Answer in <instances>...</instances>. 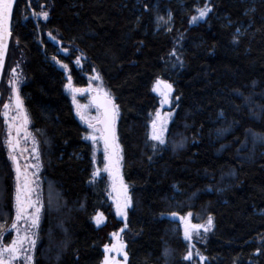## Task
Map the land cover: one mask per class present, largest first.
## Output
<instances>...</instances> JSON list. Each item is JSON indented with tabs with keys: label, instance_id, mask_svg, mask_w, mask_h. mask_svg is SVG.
I'll return each mask as SVG.
<instances>
[{
	"label": "trees",
	"instance_id": "obj_1",
	"mask_svg": "<svg viewBox=\"0 0 264 264\" xmlns=\"http://www.w3.org/2000/svg\"><path fill=\"white\" fill-rule=\"evenodd\" d=\"M205 5L212 11L191 22ZM42 11L47 20L32 15ZM61 65L76 84L96 73L119 108L131 197L123 223L106 180L93 179ZM12 66L41 164L35 264H100L119 229L126 264H264V0H16L0 97ZM157 79L173 88L163 145L149 139L167 109L152 91ZM3 144L0 234L13 218ZM172 213L194 224L213 217L191 260Z\"/></svg>",
	"mask_w": 264,
	"mask_h": 264
},
{
	"label": "snow or ice",
	"instance_id": "obj_2",
	"mask_svg": "<svg viewBox=\"0 0 264 264\" xmlns=\"http://www.w3.org/2000/svg\"><path fill=\"white\" fill-rule=\"evenodd\" d=\"M13 10V0H0V65L3 63V54L7 49V37L11 35V31L9 29V22L12 16ZM212 9L207 5L202 9H198V16H193L191 22H195L197 20L204 19L208 13H210ZM32 15H39L41 18L47 20L49 17V13L47 11H42L40 13H33ZM26 18V17H25ZM158 19L163 20V17H159ZM169 19L171 16L169 14ZM170 30V29H169ZM237 33L240 32L238 28ZM53 39H55L53 37ZM234 36V42H235ZM170 55L175 56L176 52L170 53ZM55 60L56 58L53 57ZM77 63H79V57L77 58ZM56 63H60L59 60H56ZM66 71L68 69L67 65H61ZM15 72V70H13ZM95 79H99V76L94 77ZM66 89H69L73 93L75 92H83L84 89H73L71 87V77H69V83L65 85ZM152 91L158 92L162 96V104L169 103V96L172 91V85L168 84L166 81L157 79L155 85L153 86ZM13 93L15 97V107L19 111H23V102L19 96L18 89L13 87ZM178 99V98H177ZM73 103L75 104V96L73 95ZM103 107L102 116H98L95 119V124L87 121L85 116L81 111V106L77 105V115L80 116L82 121L88 123V127L92 130V133L85 136L84 139L92 140L93 143H97L98 141H103L104 144V159L106 161L104 171L108 172L109 176L113 181V189L122 193L123 202L121 200H117L116 203V213L118 216L127 217L126 209L131 205V197L128 195V186L124 184L123 178L120 176V166H121V149L119 143H117L116 132H115V121L119 115L118 106L113 103V101L108 98V94L105 93V99L102 105H98V107ZM5 110L9 108V104L4 105ZM5 116H7V111L5 112ZM172 113L168 112L166 114H161L159 110H157L155 117L151 122V132L149 133V139L159 144L163 145L166 143L165 141V131L167 130L168 120L171 118ZM24 124H27V116H24ZM11 125L9 128L11 129ZM17 133L21 131L20 128L16 129ZM97 133L99 135H97ZM255 135V134H253ZM264 139V138H261ZM9 145L10 155L9 159L13 161L14 171H15V208H16V221L23 220L25 222V227L21 230L18 227V224L14 222L12 224V228L17 232V237L12 240L11 244L8 246H0V264H17L21 259L24 264H35L34 251L36 249L37 238L35 229H39L40 221H41V201L39 193L37 189L33 186L35 184V180L32 179V175L28 172L29 165H25L23 171L18 164V158L13 154L15 152V148L18 144L13 143L11 138V133L9 132V139L6 141ZM155 147V145H153ZM35 151V149H34ZM33 167L39 168V164L34 165ZM98 173L93 172V176H96ZM118 184V187H117ZM33 193L36 194V199H33ZM51 200L49 201V203ZM29 209H33V211L29 212ZM173 216H176V213H172ZM191 216V213L188 214ZM94 220L99 227L103 222V215L101 213H97ZM181 220L184 223V239L191 241L193 238V233L199 235V230L203 229L205 233L211 231L213 227V217L208 216L207 222L204 225L201 224H191L187 217H181ZM21 231H23V235H21ZM123 231V229H121ZM114 237L117 236V233L112 234ZM125 246L123 244H113L111 247L109 245L104 246L105 256L102 261V264H120L119 261L115 260L113 257L109 256L110 252H117L118 254H122L124 257L125 264L128 260L127 253L124 251ZM192 252L189 251L184 257V260H191ZM201 262H203L206 258L201 256Z\"/></svg>",
	"mask_w": 264,
	"mask_h": 264
},
{
	"label": "rangeland",
	"instance_id": "obj_3",
	"mask_svg": "<svg viewBox=\"0 0 264 264\" xmlns=\"http://www.w3.org/2000/svg\"><path fill=\"white\" fill-rule=\"evenodd\" d=\"M76 61H77V58H76ZM75 63L76 64L74 65V69L77 70V71L80 70L81 63L80 62L79 63L75 62ZM61 68L64 69L62 66H61ZM13 70H15V72H13ZM66 72L70 76V69H67ZM97 76L98 75L95 73L93 75V77H89L88 80L85 78L87 76L83 77L82 80L85 82V84H87L86 89H89V90L92 89L95 92H97L99 95H102V96H105V93H107L108 94V98L113 100V96L103 86L100 78L99 79H95L94 78V77H97ZM22 81H23V76H22L20 71H17L15 66L6 68V72L4 74V80H3V84L4 85H3V89H2V94H3V96L5 94H7L8 98L5 99L6 101L1 102V104H0V115L2 116V119L0 120V125L2 126V122H3V124L5 123V121L7 122V119L9 117L8 114H13L12 121H9V123L7 122L8 123V127H9V125L12 126L11 129L9 128L10 131H12L14 129L16 130L17 128L21 129V131L19 133H17V131H16L15 135L14 134L11 135V138H12V141H13L14 144H16L17 141H18V144H17V146L15 148V152L13 154L18 158V164L21 167L22 171H23L25 165H29L28 172L30 174H34V175H32V179L35 180V184L33 186L37 189V192L39 193V196H40V201H41L40 207H41V214H42V203H43V200H42V196H41V179H40L41 164H40V159H39V154H38L37 143H36L34 137L31 135V133L29 131L28 119H27V124H26V131H25V128H24V132H23V128H22L21 125L24 123V116L25 115L27 116L26 112L23 110V111H19V112H17L15 114L13 112V110H12L13 105L11 104V101H12L11 97H12L13 87L18 89V93H19V89H20V86L22 84ZM73 89H80V88L78 86H73ZM65 93H66L67 97L70 100L72 111H73V114H74L76 120L83 127V130H84L83 140L89 144L90 149H91L92 174H93V172H97L98 173L96 176L92 175L93 179L96 180V179L104 178L106 180V188H107V196H108L109 204L114 209L115 192H114V189L113 190L109 189V186H111L109 181H108L109 174H108V172L104 171V167H105V163H106V161L104 159V155H105V153H104V144H103L102 140L98 141L97 143L94 144L92 140L84 139L85 136H87V135L92 133V130L88 127V123H86L85 121L83 122L81 120L80 116L77 115V105H80L81 106V111H82L83 115L85 116L86 120L94 123L95 122L94 118L98 117V114H97L98 109L94 108L91 105V103L89 102V99L91 97L87 96V95H84L85 92H83L80 96H78V94L77 95L72 94V92L70 90H67ZM155 94L158 96L160 101H162V99H163L162 96L158 92H155ZM73 95L75 96V101H76L75 104L73 103ZM170 97H169V99H170ZM169 103H168V108H169ZM5 104H9V108L7 110H5V108H4ZM168 108L166 109L165 112H161L160 109H159V111L163 115V114H166V113L170 112V110H168ZM6 111H7V116H5V112ZM17 116H19V118L22 119V122H23L22 124L21 123H17V120H15L17 118ZM118 118H119V115L116 118L115 123H117ZM5 125H6V123H5ZM115 127H117V125H115ZM165 133H166V131H165ZM97 135H99V134L97 133ZM8 139H9V136H8L7 140ZM117 143H119L118 142V138H117ZM34 149H35V151H34ZM8 155H10V152L8 153ZM23 159H25L26 162L22 161ZM36 164H39V168L33 167ZM121 171H122V160H121V166H120V175H121ZM11 173H12V180L14 181V179H15V171L13 170V167H11ZM14 194H15V184L13 183L12 188H11L13 218H12L11 224L0 234V246H8V245H10L12 240L17 237V232L12 228V224L14 222H16L18 224V227L21 230H23L24 227H25V222L23 220L18 221V222L16 221V208H15ZM36 194L37 193H33V196H32L33 199H36ZM122 202H123V197H122ZM130 206L126 209V212L129 210ZM31 211H33V209H29V212H31ZM113 213H114L115 217L118 218V222H121V220L123 219L124 216H118L115 210L113 211ZM181 217H187V220L191 224H194L192 222V219H191L190 216H181ZM206 222L207 221L202 222L200 224L204 225V224H206ZM121 223H123V222H121ZM34 231L36 232V238H37L38 237V229H35ZM181 232H182V235H183V240H184V242L187 245V253L189 251H191L192 252V258H193V257H197V252H196V248H195L196 245L204 237H206L207 234H209L211 231L205 233L203 231V229H200L199 230V235H196L195 232L193 233V238H192L191 241L185 240L184 239V231L182 229H181ZM114 233H117L118 235L115 236V237L112 235V237L110 238V243L108 244L109 247H111L113 244H116V245L123 244V242H122V233H123V231H121V229H119V230H117ZM20 234L23 235V231H21ZM4 243H6V244H4ZM104 256H105V252H104V254L102 256L100 264H102ZM109 256L113 257L115 260L119 261L120 264H125L124 257H123L122 254H118L117 252L113 251V252L109 253ZM17 264H24V262L21 259L20 261L17 262Z\"/></svg>",
	"mask_w": 264,
	"mask_h": 264
},
{
	"label": "flooded vegetation",
	"instance_id": "obj_4",
	"mask_svg": "<svg viewBox=\"0 0 264 264\" xmlns=\"http://www.w3.org/2000/svg\"><path fill=\"white\" fill-rule=\"evenodd\" d=\"M91 77H93V75L91 74L90 75ZM69 77H71V76H69L68 74H67V78L69 79ZM87 80H88V78L89 77H85ZM69 82V80H67V83ZM66 83V84H67ZM73 86H78L80 89H84L85 91H83V92H85V94L84 95H87V96H90L91 98L89 99V102L91 101V99H92V96H94V94H95V91L94 90H89V89H86V87H87V84H85V82L82 80V82L81 83H79V84H76L74 81H73V78L71 77V87L73 88ZM65 91H67L66 90V87H65ZM72 92V91H71ZM83 92H78L77 94H78V96H80ZM77 94H75V95H77ZM99 95V94H98ZM20 96V95H19ZM6 98H8V95L7 94H5L4 96H2V97H0V102H1V100H2V102H4V101H6L5 99ZM12 99V101H11V104L13 105V108H12V110H13V112L16 114L17 112H19V110H17L16 109V107H15V97H14V93L12 92V97H11ZM24 110V109H23ZM97 114H98V116H102V114H103V110H98L97 111ZM9 115V117H8V119H7V122L9 123V121H12V116H13V114H8ZM18 118V119H17ZM17 118L15 119V120H17V123H23L22 122V119H20L19 118V116H17ZM2 119V116L0 115V120ZM6 121H5V123H6V125H5V123L3 124V122H2V126L0 125V138L1 139H3V142H4V144H3V146H4V151H3V147H2V151H3V158H5V160L4 161H6V166H7V169H8V173H9V179H10V182H11V185H13V183L15 184V179H14V181L12 180V173H11V167H13V170H14V164H13V161L11 160V159H9V155H8V153L10 152V149H9V145L6 143V141H7V138H8V136H9V132L11 133V135H15V133H16V130L14 129V130H12V131H10V129H9V127H8V123H7ZM84 122V121H83ZM96 122V121H95ZM95 122H94V124H95ZM24 124V123H23ZM21 125L22 126V128H23V132H24V128H25V131H26V125L24 124V125ZM116 125H117V123H116ZM82 127V126H81ZM83 128V127H82ZM116 139H117V130H116ZM22 161H24V162H26L25 161V159H23ZM117 220H118V218H117ZM125 221V217H123V219L121 220V222H124Z\"/></svg>",
	"mask_w": 264,
	"mask_h": 264
},
{
	"label": "water",
	"instance_id": "obj_5",
	"mask_svg": "<svg viewBox=\"0 0 264 264\" xmlns=\"http://www.w3.org/2000/svg\"><path fill=\"white\" fill-rule=\"evenodd\" d=\"M15 3H16V0H13V9H14ZM12 13H13V10H12ZM11 20H12V16H11V18H10V22H9V29H10V31H11ZM10 36H11V35H10ZM10 36L7 37V40H6V43H7V49H6V51L4 52V54H3V63H2V65H0V83H1L2 74H3V70H4V66H5V61H6V56H7V52H8V48H9ZM66 79L69 80L68 78H66ZM68 83H69V82H68ZM68 83H67V84H68ZM66 90H69V89H66ZM77 93H78V92H75V93L72 92V94H77ZM172 93H173V88H172L171 94H172ZM171 94H170V95H171ZM104 99H105L104 96H102V95H98V93L95 92V94H94V96L92 97L90 103H91V105H92L94 108H96V109H98V110H103V107H102V106L98 107V105H102L103 102H104ZM113 103H114V101H113ZM167 106H168V103H167V104H163V108H164V109H166ZM115 125H116V123H115ZM115 132H116V127H115ZM102 142H103V141H102ZM120 176H121V175H120ZM108 181H109V183H110V185H111V186H110V190H113V181H112V178H111L110 176L108 177ZM117 187H118V184H117ZM114 192H115L114 202H116L118 199L121 200V202H122V193H120V192H118V191H116V190H114ZM114 210L116 211V203H115V205H114ZM169 220H170L171 222H176V223H178V224L180 225L181 229L184 231V223H183V221L181 220L180 216H178V215H176V216L171 215V216H169Z\"/></svg>",
	"mask_w": 264,
	"mask_h": 264
},
{
	"label": "bare ground",
	"instance_id": "obj_6",
	"mask_svg": "<svg viewBox=\"0 0 264 264\" xmlns=\"http://www.w3.org/2000/svg\"><path fill=\"white\" fill-rule=\"evenodd\" d=\"M161 112H163V111H161Z\"/></svg>",
	"mask_w": 264,
	"mask_h": 264
}]
</instances>
